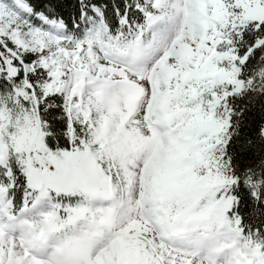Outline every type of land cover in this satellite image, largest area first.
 I'll list each match as a JSON object with an SVG mask.
<instances>
[{
  "label": "snow or ice",
  "instance_id": "6c2138e0",
  "mask_svg": "<svg viewBox=\"0 0 264 264\" xmlns=\"http://www.w3.org/2000/svg\"><path fill=\"white\" fill-rule=\"evenodd\" d=\"M0 264H264V0H0Z\"/></svg>",
  "mask_w": 264,
  "mask_h": 264
},
{
  "label": "trees",
  "instance_id": "16d2710c",
  "mask_svg": "<svg viewBox=\"0 0 264 264\" xmlns=\"http://www.w3.org/2000/svg\"><path fill=\"white\" fill-rule=\"evenodd\" d=\"M236 102H239V100L237 99Z\"/></svg>",
  "mask_w": 264,
  "mask_h": 264
}]
</instances>
